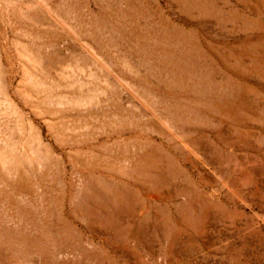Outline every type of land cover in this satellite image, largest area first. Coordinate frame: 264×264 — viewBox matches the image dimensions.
<instances>
[{"label": "rangeland", "instance_id": "374dc122", "mask_svg": "<svg viewBox=\"0 0 264 264\" xmlns=\"http://www.w3.org/2000/svg\"><path fill=\"white\" fill-rule=\"evenodd\" d=\"M0 264H264V0H0Z\"/></svg>", "mask_w": 264, "mask_h": 264}]
</instances>
